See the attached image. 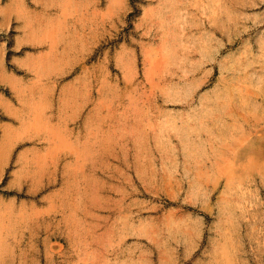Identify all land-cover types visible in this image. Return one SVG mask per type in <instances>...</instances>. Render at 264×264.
<instances>
[{"label":"rangeland","instance_id":"1","mask_svg":"<svg viewBox=\"0 0 264 264\" xmlns=\"http://www.w3.org/2000/svg\"><path fill=\"white\" fill-rule=\"evenodd\" d=\"M0 207V264H264V0H0Z\"/></svg>","mask_w":264,"mask_h":264},{"label":"bare ground","instance_id":"2","mask_svg":"<svg viewBox=\"0 0 264 264\" xmlns=\"http://www.w3.org/2000/svg\"><path fill=\"white\" fill-rule=\"evenodd\" d=\"M31 27H32V26H31ZM61 29H62V28H61ZM43 95H44V94H43ZM43 95H42V96H43ZM44 97H45V96H44ZM45 98H46V97H45ZM44 100H45V99H44ZM30 103H31V102H30ZM36 103H37V102H36ZM45 104L48 105L47 102H46ZM45 104H44V105H45ZM41 105H43V104H41ZM31 106H32V104H31ZM31 106H30V107H31ZM37 106H39V105H37ZM33 108H34V107H33ZM37 108H38V107H37ZM43 108H44V107H43ZM43 108H42V109H43ZM35 109H36V106H35ZM40 109H41V107H40ZM40 109H39V110H40ZM45 109H46V108H45ZM45 109H44V110H45ZM29 110H30V109H29ZM33 110H34V109H33ZM44 110H43V111H44ZM35 111H36V110H35ZM29 112H30V111H29ZM40 112L42 113V111H40ZM46 112H47V110H46ZM41 113H37V114H41ZM44 113H45V111H44ZM44 113H43V114H44ZM31 114H34V113H31ZM43 114H42V115H43ZM34 115H35V114H34ZM45 115H46V114H45ZM39 116H40V115H39ZM33 117L35 118V116H33ZM37 117H38V116H37ZM41 117H42V116H41ZM45 117H46V116H45ZM38 118H39V117H38ZM42 119H44V118L42 117ZM42 119L39 120V123H38L37 125H39L40 123L43 122ZM33 120H34V119H33ZM33 120H32V122H33ZM36 120H37V118H36ZM36 120H35V122H36ZM40 121H41V122H40ZM44 122H46V121H44ZM256 123H257V121H256ZM254 124H255V123H254ZM255 125H256V124H255ZM34 126H35V125H34ZM47 126H48V125H46V126H44V127H47ZM41 127H42V124H41ZM41 127H40V128H41ZM257 128H258V127H257ZM260 145H261V144H260ZM2 158H3V157H2ZM41 166H42V165H41ZM236 174H237V173H236ZM241 176H242V175H241ZM0 208H1V207H0ZM6 208H7V207H6ZM10 208H13V207L10 206ZM1 209H2V208H1ZM6 210H7V209H6ZM13 210H14V209H13ZM1 211H2V210H1ZM4 211H5V210H4ZM4 211H3V212H4ZM14 213H15V212H14ZM11 214H12V212H11ZM2 215H3V214H2ZM4 215H5V214H4ZM7 215H8V214H7ZM7 215H6V216H7ZM12 215H13V214H12ZM12 215H11V217H12ZM16 215H17V214H16ZM16 215H15V217H16ZM6 216H5V217H6ZM2 217H4V216H2ZM8 217H9V216H8ZM21 217H22V216H21ZM16 218H17V217H16ZM16 218H15V220H16ZM4 219H5V218H4ZM7 219H8V218H7ZM11 219H12V218H11ZM18 219H19V218H18ZM21 219L24 220L23 218H21ZM21 219H19V220H21ZM9 220H10V217H9ZM13 221H14V220H13ZM1 222H2V220H1ZM14 222L17 223V220L14 221ZM8 224H9V222H8ZM19 224H20V223H19ZM3 225H4V223H3ZM17 225H18V223H17ZM11 226H15V224H14V225H11ZM4 227H5V226H4ZM6 227H7V226H6ZM6 227H5V228H6ZM7 228H8V233L10 234L11 231H9V230H10L9 227H7ZM10 228H11V227H10ZM1 229H2V228H1ZM13 229H14V228H13ZM13 229H11V230H13ZM2 230H4V229H2ZM14 230H15V229H14ZM1 232H2V231H1ZM6 232H7V230H6ZM13 232L15 233V231H13ZM8 233H6V234L8 235ZM192 234H193V231H192ZM1 236H2V235H1ZM5 236H6V235H5ZM9 236H10V235H9ZM13 236H14V235H13ZM3 238H4V237H2V238H0V239H3ZM5 238H6V237H5ZM11 239H12V238H11ZM12 240H13V239H12ZM12 240H11V241H12ZM1 241H2V240H1ZM5 241H7V240H5ZM9 241H10V239H9ZM8 243H9V242H8ZM0 244H2V243H0ZM6 245H8V244H6ZM8 247H9V246H8ZM6 248H7V247H6ZM11 249H12V248H11ZM8 250H9V249H8ZM3 251H5V250H3ZM6 251H7V249H6ZM1 252H2V251H1ZM7 252H8V251H7ZM7 252H6V253H7ZM4 254H5V252H4ZM8 254H9V253H8ZM1 256H2V255H1ZM1 259H2V258H1Z\"/></svg>","mask_w":264,"mask_h":264}]
</instances>
